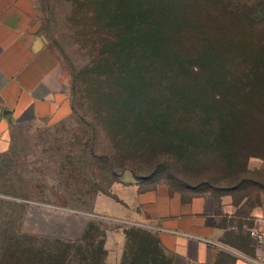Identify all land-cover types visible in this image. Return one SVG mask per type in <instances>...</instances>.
<instances>
[{
  "label": "trees",
  "instance_id": "1",
  "mask_svg": "<svg viewBox=\"0 0 264 264\" xmlns=\"http://www.w3.org/2000/svg\"><path fill=\"white\" fill-rule=\"evenodd\" d=\"M71 5L72 14L80 19L74 27L81 31L89 57L83 66L69 69L71 109L77 113L79 100L81 105H86L85 111L91 120L80 138V153L62 158V167L68 166L71 170L61 180L67 190H61L66 193L69 189L72 194L84 197L91 186L94 198L91 208L85 210L87 213L93 211L99 194L111 197L112 185L126 171L141 188L143 181L133 168L137 161L145 159L139 146H151L150 140L159 128L129 125L125 118L153 117L156 111L165 109L179 114L180 120L201 122L198 124L201 129L217 130L222 135L232 136L241 130L235 124L225 126L223 121L216 126L213 124L216 122L207 124L210 119H224V114L205 108L204 100L197 103L195 94L176 95L171 78L178 71L186 73L182 75L188 78L206 71L223 73L225 69L232 73L245 65L247 80L253 83L258 76L254 71L264 70V0H72ZM226 77L222 79L224 84L234 86L235 81ZM213 83L208 80L204 89H211ZM191 85L193 88L192 82ZM166 96L170 98L164 99ZM209 99L214 106H222L219 96ZM254 99L248 97L247 104L251 105ZM257 132L254 130V136ZM100 136L109 139V149L97 148ZM241 140L245 150L248 146L256 149L254 146L259 144L257 151L264 152L262 134L255 137L251 134L247 140L219 141L209 147L214 153H226L224 159H234L238 154L236 145ZM245 152L250 155L253 151ZM152 155L154 161L150 159L149 163L168 160ZM163 161L160 167H164ZM171 170L162 168L160 174L165 179L181 182ZM250 180V171L244 165L234 176V187ZM172 191L183 193L181 189ZM223 193L214 196L200 191L190 195L208 194L218 198L228 194ZM19 206L26 208L23 204ZM64 207L83 210L74 204L66 203ZM103 224L91 219L78 241L41 239L37 242L27 235L0 236V264H106L107 229ZM117 229H122L125 238L118 264H171L172 255L152 231L120 225ZM215 264H233V259L219 253Z\"/></svg>",
  "mask_w": 264,
  "mask_h": 264
},
{
  "label": "rangeland",
  "instance_id": "2",
  "mask_svg": "<svg viewBox=\"0 0 264 264\" xmlns=\"http://www.w3.org/2000/svg\"><path fill=\"white\" fill-rule=\"evenodd\" d=\"M71 1L35 0L40 34L61 66L68 70L70 67L78 69L89 58L81 31L74 27L80 19L72 14ZM244 66L232 73L226 72L225 69L223 73L206 71L198 75L191 74L188 78L183 77L186 73L178 71L171 78L172 83H175L172 90L176 95L195 94L197 103L204 100L205 108L213 112L215 109L221 116L224 114V119H210L207 124L216 122L213 123L216 126L220 125L221 121L225 126L235 124L241 128L235 135H222L217 130L201 129L198 126L201 122L180 120L179 114L165 109L156 111L153 117L129 120L125 118L129 125L159 128L150 140L151 146H139L145 159L141 158L133 167L138 178L143 181L142 189L162 186L171 191L181 189L185 195L207 191L214 196L224 194L223 191H226L235 201H240L252 190L264 188V152L257 151L259 144L254 146L256 149L248 146L246 150L253 152L246 155L248 152H245L241 140L240 144L236 145L238 154L234 159L228 157L224 159L226 153H214L210 149L211 144L219 141L247 140V136L251 134L252 137L260 134L264 136V70L254 71L258 76L251 83L247 80L248 68ZM226 76L235 81L234 86L224 84L222 79L227 78ZM240 78L243 79L242 82ZM210 79L214 82L213 86L206 90L204 84ZM186 87L191 88L187 90ZM169 89L165 91L168 92ZM166 92L165 94H168ZM214 95L221 98L222 106L210 103L209 97ZM248 97L256 98L251 105L247 104ZM166 98L170 97L166 96L164 99ZM260 102L263 105H260ZM76 104L79 109L76 114L72 113L71 109L67 114L42 120L8 122L0 145V236L12 238L27 235L37 242L41 239L78 241L89 221L97 219L102 221L107 229L105 249L113 261L117 259L121 249L120 240L114 236L115 233L122 231L117 229V225L122 228L135 225L111 221V216L117 215L114 209L122 208L106 196H99L93 211L87 213L85 210L91 208L94 198V194L90 192L91 186L86 189L87 195L84 197L72 194L69 189L66 193H62L61 190L62 188L67 190V186H63L61 180L64 173L71 170L68 166L62 167L64 164L62 158L67 159L73 153H80L82 149L80 138L86 130L85 125L91 120L87 117L86 105H81L79 100ZM254 130L258 131L255 136ZM105 137H99L97 148H110L109 139ZM146 139L149 140L148 136ZM152 153L168 159L161 160L164 167L159 166L161 161L148 162L154 157ZM218 156H221V159ZM244 165L250 171L251 180L245 185L234 187V176L242 171ZM168 167L172 169L171 173L176 178L182 179L181 182L165 179L160 174L162 168ZM130 178V173L126 171L118 180L127 181ZM133 179L135 180L134 177ZM118 190V195L122 197V189ZM66 203L82 206L78 208L83 210L65 208ZM19 204L26 205V208L20 207ZM124 246L125 238L121 256L116 264L121 260Z\"/></svg>",
  "mask_w": 264,
  "mask_h": 264
},
{
  "label": "crops",
  "instance_id": "3",
  "mask_svg": "<svg viewBox=\"0 0 264 264\" xmlns=\"http://www.w3.org/2000/svg\"><path fill=\"white\" fill-rule=\"evenodd\" d=\"M36 8L35 0H0V145L9 121L42 120L71 111V74L41 36ZM260 188L235 201L230 194L187 196L162 186L141 190L131 176L112 185L111 197H106L122 208L114 209L117 215L111 221L155 233L172 255L171 264H215L219 253L230 256L233 264H252L264 254L248 235L264 223ZM99 196L105 195L95 202ZM114 236L121 242L120 254L113 261L106 255V264H116L122 253L124 235L120 231Z\"/></svg>",
  "mask_w": 264,
  "mask_h": 264
},
{
  "label": "built area",
  "instance_id": "4",
  "mask_svg": "<svg viewBox=\"0 0 264 264\" xmlns=\"http://www.w3.org/2000/svg\"><path fill=\"white\" fill-rule=\"evenodd\" d=\"M248 235L257 246L264 248V223L259 227L250 229ZM252 264H264V254L253 259Z\"/></svg>",
  "mask_w": 264,
  "mask_h": 264
}]
</instances>
